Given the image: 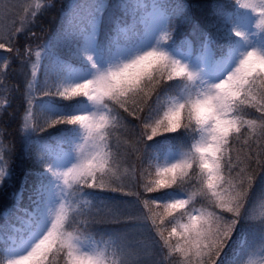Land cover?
<instances>
[{"label": "snow or ice", "instance_id": "6c2138e0", "mask_svg": "<svg viewBox=\"0 0 264 264\" xmlns=\"http://www.w3.org/2000/svg\"><path fill=\"white\" fill-rule=\"evenodd\" d=\"M0 264H264V0H0Z\"/></svg>", "mask_w": 264, "mask_h": 264}, {"label": "rangeland", "instance_id": "374dc122", "mask_svg": "<svg viewBox=\"0 0 264 264\" xmlns=\"http://www.w3.org/2000/svg\"><path fill=\"white\" fill-rule=\"evenodd\" d=\"M49 20H50V17L44 19V22L46 25L49 23Z\"/></svg>", "mask_w": 264, "mask_h": 264}]
</instances>
